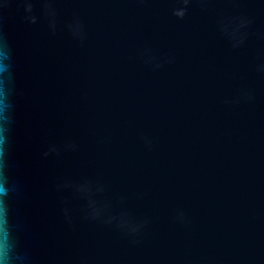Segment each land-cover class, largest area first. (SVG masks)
Returning a JSON list of instances; mask_svg holds the SVG:
<instances>
[{
	"label": "water",
	"instance_id": "1",
	"mask_svg": "<svg viewBox=\"0 0 264 264\" xmlns=\"http://www.w3.org/2000/svg\"><path fill=\"white\" fill-rule=\"evenodd\" d=\"M0 264H264V0H0Z\"/></svg>",
	"mask_w": 264,
	"mask_h": 264
}]
</instances>
